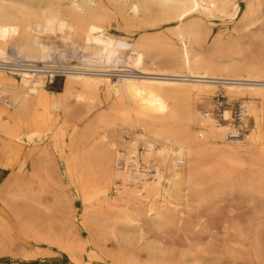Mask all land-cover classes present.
Instances as JSON below:
<instances>
[{"label":"bare ground","instance_id":"obj_1","mask_svg":"<svg viewBox=\"0 0 264 264\" xmlns=\"http://www.w3.org/2000/svg\"><path fill=\"white\" fill-rule=\"evenodd\" d=\"M241 3L236 26L214 33L207 21L239 12ZM161 24L166 30L157 29ZM141 27L153 30L136 34ZM115 29L135 35L126 37ZM224 37L238 45V52L247 50L241 43L264 41V0H0V54L10 44L25 59L43 63L44 71H55L47 56L56 43L80 51L78 63L66 67L63 88L56 92L45 88L44 72L29 76L0 69V92L9 93L0 103V156L9 166L29 156L32 173L41 181L55 166L51 151L34 139L51 131L57 119L53 110L59 108L65 124L93 114L82 129L76 125L70 132L67 165L78 182L85 226H92L91 219L115 217L109 231L117 250L109 264H216L197 257L196 251L229 229L239 236L245 231L239 223L217 231L204 219L225 193L231 199L237 195L251 206L253 216L264 218V47L262 56L239 60L227 53L226 58L209 59L189 46L190 41L202 46L210 38L217 45ZM219 87L258 96L259 108L243 104V112L247 109L254 119L244 136L230 124L203 117L191 104L170 103L177 92H214ZM109 99L107 108L93 112ZM229 112H223L226 119ZM123 127L141 132L120 140L117 130ZM51 135L63 138L65 131ZM138 138L143 139V163ZM166 168L170 174L164 184ZM31 182L28 177L8 178L0 185V202L39 203ZM111 188L117 192L114 200L122 204L111 203ZM228 216L234 219L236 214ZM143 225L181 231L187 246L192 232L196 249L187 248V258L173 257L165 241L144 236ZM252 248L251 256L262 263L257 244ZM141 250L146 251L143 261Z\"/></svg>","mask_w":264,"mask_h":264},{"label":"rangeland","instance_id":"obj_2","mask_svg":"<svg viewBox=\"0 0 264 264\" xmlns=\"http://www.w3.org/2000/svg\"><path fill=\"white\" fill-rule=\"evenodd\" d=\"M240 5L239 12L231 10L225 15L207 21L212 31L214 33L231 31L242 14L244 5L242 3ZM260 24L262 23L259 22L256 25L259 26ZM165 26L166 24H161L157 29L164 31L166 30ZM248 29L250 31L257 30L255 26H249ZM151 30H153L151 27H141L135 33ZM113 32L126 37L135 35L134 32L118 29ZM243 32L248 31L244 29ZM241 44L247 47L246 51L238 52V45L230 42L228 37H224L221 43L217 45L212 44L211 38L202 46L189 42L190 47L192 46L198 52H203V55L209 59L226 58L224 53L239 60H247L251 56H262L259 51L260 48L264 47V41L254 40ZM55 46V51L47 54L48 63L53 61L66 62L67 64L78 63L80 51L77 48L67 47L60 43H56ZM10 47L13 48L8 44L5 49ZM123 49L129 51V45H123ZM63 82L64 75L58 76L53 83L46 84L45 88L56 92L63 88ZM8 95L6 90L1 91L0 103L4 104L3 100ZM175 96L176 98L171 99L170 103L191 104L196 111L200 112L202 116L204 115L203 117H210L220 125L230 124L237 129L239 137L244 136L254 125L253 116L249 114L248 110L243 112V104L251 102L257 108L261 106L256 95L224 92L220 87L214 92H191L190 94L177 92ZM111 102V99L108 103L104 101L102 105L95 107L93 112L98 113L103 107L107 108ZM125 102L129 103V100L125 99ZM225 109L230 111L228 119L223 115ZM53 112L57 119L51 124V131L41 139H34L35 143L47 146L51 151L55 167L48 170V177L41 181L38 180L37 174L32 173L29 156L22 155L15 159L13 166L7 165L6 160L0 156V185L6 182L8 178L20 180L28 177L32 181L31 187L39 200V203L29 201L21 203V200L18 199L13 201L7 199L6 202H0V214L3 217V221L0 222V264H109V262H113L109 256L115 255L117 250L116 240L109 231L115 217L111 216L110 219L100 221L91 219L88 222L92 226H85L82 213L85 209L78 192V182L73 170L67 165L71 156L68 147L70 132L76 125L78 129H82L86 121L93 117V114L82 121L70 119L65 124L59 108H55ZM192 126L196 132L202 130L201 126L195 123ZM60 128L65 131L63 138L51 135L52 131ZM117 131L120 140L129 139L130 135L141 132L138 127H123L118 128ZM143 146V139L138 138L136 148L141 163H143L140 158ZM118 164L121 166V162ZM148 165L145 168L147 169V177L151 179L152 171L150 170L152 167H148ZM169 174L170 170L164 169L163 176L165 177L162 183H166V177ZM108 194L112 198L111 203L113 205L122 204L121 200H114L113 198L117 195L115 188H111ZM106 207L104 205V208ZM250 207L248 203L237 199V195L235 199H231L227 193L222 194L218 203L204 219L213 227H217V231H221L224 226L239 223L245 229L244 235L239 236L234 230L229 229L222 237L213 239L210 245L202 246L199 251H196V256L210 258L216 264H264V261L261 263L260 260L251 256L254 253L252 245L256 243L255 253L259 255V259L264 260V218L259 217V220L258 217L253 216ZM112 208L109 206L108 210H112ZM228 214H236V216L233 219ZM122 225L125 228H134L133 225H126L124 222ZM142 228L145 231V237L165 241L173 257L185 256L187 258V253H185L187 248L196 249L194 244L197 235L192 232L189 234L191 245L187 246L181 231L174 229L171 231L167 226L156 228L143 225ZM131 239H135L134 236ZM171 243L173 246L170 245ZM139 254V258L143 261L146 257V251L141 250ZM156 255L157 250H154V256Z\"/></svg>","mask_w":264,"mask_h":264},{"label":"built area","instance_id":"obj_3","mask_svg":"<svg viewBox=\"0 0 264 264\" xmlns=\"http://www.w3.org/2000/svg\"><path fill=\"white\" fill-rule=\"evenodd\" d=\"M58 70L44 71V64L35 61H29L20 55L14 48H9L5 53L0 54V69L5 71L19 72L29 76L44 72V82L46 84L53 83L56 77L63 76L66 67L69 65L66 62L53 61Z\"/></svg>","mask_w":264,"mask_h":264},{"label":"trees","instance_id":"obj_4","mask_svg":"<svg viewBox=\"0 0 264 264\" xmlns=\"http://www.w3.org/2000/svg\"><path fill=\"white\" fill-rule=\"evenodd\" d=\"M58 91V90H57Z\"/></svg>","mask_w":264,"mask_h":264}]
</instances>
